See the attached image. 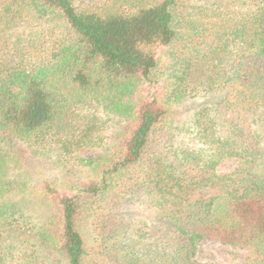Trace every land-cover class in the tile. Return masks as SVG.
Listing matches in <instances>:
<instances>
[{
	"label": "trees",
	"instance_id": "obj_1",
	"mask_svg": "<svg viewBox=\"0 0 264 264\" xmlns=\"http://www.w3.org/2000/svg\"><path fill=\"white\" fill-rule=\"evenodd\" d=\"M45 158L92 177L36 181ZM205 239L264 264V0H0V264H199Z\"/></svg>",
	"mask_w": 264,
	"mask_h": 264
},
{
	"label": "rangeland",
	"instance_id": "obj_2",
	"mask_svg": "<svg viewBox=\"0 0 264 264\" xmlns=\"http://www.w3.org/2000/svg\"><path fill=\"white\" fill-rule=\"evenodd\" d=\"M156 57L161 60V66L168 61L167 51L165 47H156L154 48ZM162 82V81H160ZM159 84L144 85L142 89V94L145 97H151L153 92L159 88ZM197 100V99H196ZM193 98L185 100L181 104L173 105L172 113L173 117L180 123L190 122V115L194 109V102L196 101ZM109 125V128H108ZM120 126V122H117L115 119L110 118L108 124L104 127L102 133L105 135L104 144L101 146L95 147H86L84 149L78 150V154L85 158H97V156L109 153L110 150V139L111 134L116 131ZM188 132V130H187ZM185 132L186 139H190V134ZM24 143H21L23 145ZM26 146V144H24ZM235 168V163L232 160H224L220 166L221 171L229 172ZM33 179L36 181H43L45 179H54L57 182L66 181L67 179L73 180L76 183H80L86 180H89L92 177L91 172H87L86 166L74 163L69 165L68 168H59L53 167L50 163V160L46 158L38 166V168L32 169ZM128 212L126 215L130 217L132 223H145L146 231L150 230V225L154 214L149 208V199L145 197L134 198L127 203ZM148 235V234H147ZM149 237V236H148ZM248 252L245 249L238 247H232L230 245L222 244L218 241L212 240H202L196 249L194 255V261L199 264H240L245 261Z\"/></svg>",
	"mask_w": 264,
	"mask_h": 264
}]
</instances>
